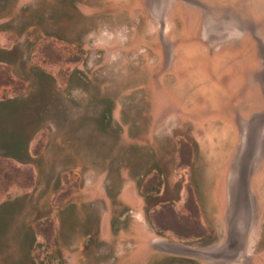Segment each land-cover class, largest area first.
I'll return each mask as SVG.
<instances>
[{
    "label": "rangeland",
    "instance_id": "1",
    "mask_svg": "<svg viewBox=\"0 0 264 264\" xmlns=\"http://www.w3.org/2000/svg\"><path fill=\"white\" fill-rule=\"evenodd\" d=\"M0 60V264H264V0H0Z\"/></svg>",
    "mask_w": 264,
    "mask_h": 264
},
{
    "label": "water",
    "instance_id": "2",
    "mask_svg": "<svg viewBox=\"0 0 264 264\" xmlns=\"http://www.w3.org/2000/svg\"><path fill=\"white\" fill-rule=\"evenodd\" d=\"M253 135H255V133H253ZM261 138H263V136H261L259 139L253 137L252 151L256 150V146H259V141H261ZM252 153L247 155V158L245 159L246 164L240 165L238 171V177L235 184L237 205L239 204L238 202L243 199V197L246 198V200H250L251 198L250 181L253 171L252 169H254L255 166L254 161L257 155L254 154V152ZM237 230L241 231L242 233L244 232V230H241L239 227ZM159 247L171 254L192 256L198 259L206 260L211 264H234L238 261V255L242 251V247L237 248L235 241L232 240H229L227 243L222 245H214L211 247H191L176 243H169L166 241L161 243Z\"/></svg>",
    "mask_w": 264,
    "mask_h": 264
},
{
    "label": "trees",
    "instance_id": "3",
    "mask_svg": "<svg viewBox=\"0 0 264 264\" xmlns=\"http://www.w3.org/2000/svg\"><path fill=\"white\" fill-rule=\"evenodd\" d=\"M11 103L12 102L8 101L5 103H2V105L9 106L11 105ZM3 145L6 148V153H7L6 157L11 158L13 160L21 159V158H24L26 155L27 156L30 155L29 149L27 146L28 145L27 140H15V137H14V140L12 139L11 141L4 142ZM13 208H14L13 204L11 205V203H6L0 206V211L9 212Z\"/></svg>",
    "mask_w": 264,
    "mask_h": 264
},
{
    "label": "flooded vegetation",
    "instance_id": "4",
    "mask_svg": "<svg viewBox=\"0 0 264 264\" xmlns=\"http://www.w3.org/2000/svg\"><path fill=\"white\" fill-rule=\"evenodd\" d=\"M166 252V251H165ZM164 251H161V253H165ZM166 253H168V252H166ZM165 255H167V254H165ZM168 255H172L173 256V254H171V253H168ZM157 258V257H156ZM156 258H154V262H155V264H164V260H161L160 261V259H156ZM148 264H151V263H148ZM154 264V263H153Z\"/></svg>",
    "mask_w": 264,
    "mask_h": 264
},
{
    "label": "crops",
    "instance_id": "5",
    "mask_svg": "<svg viewBox=\"0 0 264 264\" xmlns=\"http://www.w3.org/2000/svg\"><path fill=\"white\" fill-rule=\"evenodd\" d=\"M8 203H11V202H8ZM1 242V241H0ZM1 245V244H0ZM207 246H210V245H206V246H203V247H207ZM1 247L2 246H0V249H1ZM3 249V248H2ZM197 260H200V261H202V262H205V264H211V263H209L208 261H206V260H202V259H198L197 258Z\"/></svg>",
    "mask_w": 264,
    "mask_h": 264
}]
</instances>
